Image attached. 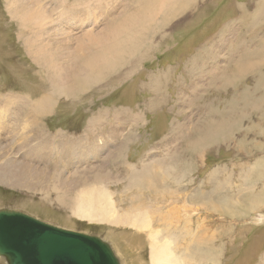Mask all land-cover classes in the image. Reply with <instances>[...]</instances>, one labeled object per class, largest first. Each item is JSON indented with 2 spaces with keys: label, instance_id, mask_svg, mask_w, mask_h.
<instances>
[{
  "label": "rangeland",
  "instance_id": "rangeland-1",
  "mask_svg": "<svg viewBox=\"0 0 264 264\" xmlns=\"http://www.w3.org/2000/svg\"><path fill=\"white\" fill-rule=\"evenodd\" d=\"M18 1L0 0V162L7 153L14 155L23 136L26 164L37 165L46 177L29 172L31 190L0 183V210L20 211L59 228L97 236L120 264H153L149 229L75 214L78 192L102 190L112 201L110 209L119 213L115 216H148L162 242L165 236L179 237L184 227L199 238L207 237L204 232L212 234V258L203 253L186 264H264V174L258 172L264 165V47L248 59L247 72L235 69L232 61L250 40L248 14H258L264 0H38L50 12L42 11L44 24L39 27L31 18L27 21V7ZM115 6L117 20L98 19L101 25L110 24L104 38L81 49L77 40L94 24L96 11L114 14ZM140 6L143 11L135 14ZM89 8L90 13L72 16ZM57 24L71 35L55 31ZM250 41L252 51L257 39L253 45ZM103 43L114 50L117 62L108 59L104 64L103 54L96 56ZM68 54L77 60H67ZM94 57L105 62H89ZM68 62L85 76L70 74L75 79L68 80V87L54 84L48 77ZM216 68L231 75L229 81L210 85ZM43 97L52 103L49 110L37 113L35 102ZM1 112L12 119L2 123ZM207 120L214 125L233 120L235 130L226 131L224 141L190 147L197 132L187 126ZM66 147L70 157L57 156ZM147 166L157 190L148 189L144 180ZM104 170L108 181L101 174ZM71 177L75 181H69ZM70 182L75 184L70 187ZM217 202L221 207L228 203L227 209L231 205L229 213L217 208ZM189 237L170 245L182 264ZM0 264H6L2 258Z\"/></svg>",
  "mask_w": 264,
  "mask_h": 264
},
{
  "label": "bare ground",
  "instance_id": "bare-ground-1",
  "mask_svg": "<svg viewBox=\"0 0 264 264\" xmlns=\"http://www.w3.org/2000/svg\"><path fill=\"white\" fill-rule=\"evenodd\" d=\"M38 0H19L18 2L21 4V6H23V7H27L26 9H27V12H26V15H25V17H26V19H27V21L28 20H30V18H31V22L35 25V26H41L42 24H44L43 22H44V15H43V12L42 11H44L47 15H49V10H48V8L46 7V3L45 4H43L44 2H42V3H36ZM40 1H42V0H40ZM142 2H149V0H144V1H142ZM37 4H39V5H41V6H36L37 8L36 9H34L33 7L35 6V5H37ZM90 4V3H89ZM264 2L260 5V7H258V14H255V15H253V16H251V15H249L248 14V16H247V19H248V24H249V26L251 27L250 29H249V32H248V36L250 37V42H251V45H253L252 43L254 42V39H257V41L255 42V44H256V46H255V48L254 49H251L252 51H250L249 50V48L247 47V42H249V41H247L246 42V47H245V49L242 51V52H238L236 55H235V57H234V60H232L233 62H234V67H235V69H237V70H239V71H242V72H245L246 71V69L247 68H245L244 66H246V63H247V61H248V59L251 57V58H253L255 55H257V54H259V52H261L262 50H263V47H264V45H263V36L262 35H260V31H261V28H262V21H263V14H262V11L264 10ZM89 7V6H88ZM87 8V7H86ZM116 8H118V6L116 7L115 6V13L113 14H105V10H97L96 11V14H94V15H96V20L94 21V24L92 23L91 24V27L89 28V29H87V30H83V36L80 38V40H77V43L80 45V48L81 49H83V45L84 44H89V45H96L99 41H100V39L101 38H104V34L106 33V32H108V30L110 29V24L109 25H107L106 23H104L103 25H101V21L100 20H98L100 17H101V19H103L104 21H106L107 22V19H108V16L110 17V20L113 22V21H115V20H117L118 19V17H119V10L118 9H116ZM143 7L142 6H140V8H139V10H137L136 11V13L135 14H140L142 11H143ZM29 10V11H28ZM91 9L89 8L88 10L86 9L84 12H82V13H79V14H77V15H72V16H79L80 14H82V15H84L86 12H88V11H90ZM100 11H102V12H100ZM264 12V11H263ZM37 14V17H36V19H32V17L35 15L36 16V14ZM88 13H90V12H88ZM246 14V13H245ZM28 15V16H27ZM81 15V16H82ZM102 15H105V17L103 18L102 17ZM249 16H251V18H249ZM28 17V18H27ZM75 17H73V18H75ZM242 17V16H241ZM246 16L244 15V18H245ZM70 17H68V19H69ZM243 19V18H242ZM246 19V18H245ZM45 20H47V18H45ZM70 20V19H69ZM56 21V20H55ZM58 22V21H57ZM59 22H61V21H59ZM243 22V21H242ZM241 22V23H242ZM247 22V21H246ZM247 24V23H246ZM62 25L63 24H57V26H56V28L54 29L55 31H61V33H69V31L70 30H66L65 32L61 29V27H62ZM83 25H84V23H80L79 24V26L82 28L83 27ZM241 25V24H240ZM243 26V25H242ZM245 26V25H244ZM246 30V29H245ZM233 31V30H232ZM73 33V32H72ZM244 33H245V31H244ZM70 34V33H69ZM232 34V33H231ZM42 35V34H41ZM62 35V34H61ZM60 35V36H61ZM71 35V34H70ZM59 36V35H58ZM59 36V37H60ZM237 36V35H236ZM237 40V39H236ZM235 43V42H234ZM239 44V43H238ZM249 44V43H248ZM236 45V44H235ZM37 46V45H36ZM107 46V43H103V44H101V46H99V49H98V51L99 52H97L96 53V56H98V55H100V54H103V57L105 58V59H107L106 60V62H105V60L104 61H102V59L100 58V57H96L97 59H99L98 61V63H100L101 61L102 62H105L104 64H106L107 62H109V60L108 59H111V62L113 61V62H117V57H116V54H114L115 52H114V50L111 48V47H106ZM222 46V45H221ZM234 47V46H233ZM239 47V46H238ZM46 48V46L45 45H43L42 46V49H45ZM69 52H70V50L72 49L71 47H67L66 48ZM111 50V52H110V54H109V56H108V54H107V52H108V50ZM90 51H91V49H90ZM68 52V53H69ZM92 53V52H91ZM234 53V52H233ZM262 53V52H261ZM91 55V54H90ZM244 55V56H243ZM260 55V54H259ZM263 55V54H262ZM59 57H58V59L60 60V59H62V57L60 56V55H58ZM71 56V57H70ZM101 56V55H100ZM258 56V55H257ZM65 57L67 58V60H68V58H69V61H72V58L74 57V59L76 58V60H77V57L76 56H74V55H71V54H68V55H65ZM95 57H94V59L93 58H90V61L89 62H94V61H96L97 59H96ZM103 58V59H104ZM250 58V59H251ZM255 58V57H254ZM260 57H258L257 59H259ZM264 58V57H263ZM73 59V60H74ZM55 60H57V57L55 56ZM75 60V61H76ZM93 60V61H92ZM255 60V59H254ZM251 61H253V59L251 60ZM264 61V60H263ZM262 61V62H263ZM66 63V62H65ZM260 63V62H259ZM70 64V65H69ZM100 64H102V63H100ZM72 64H71V62H68V64H67V66H65V65H62L61 66V68H60V70L57 72V71H55V72H53V75H50V77H48L49 79H51L52 80V82H54V84H57L58 86H61V87H63V86H66V85H68L69 83H70V81H71V78H73V76L71 77V75L70 74H75L76 75V73L78 74V75H81L82 76V74L84 75V73L82 72V74H79V70L77 71V69H79V67L77 66V65H73V66H71ZM98 65V64H97ZM252 65V64H251ZM250 65V66H251ZM92 66V65H91ZM91 66H88L89 68H90V72L92 73V75H93V68L91 67ZM253 67H254V64H253ZM87 68V67H86ZM225 68V67H224ZM96 69H97V67H96ZM216 70L218 71V69L216 68V69H213V71H212V74H213V77L212 76H210L209 78V83H211V82H213V83H211L210 85H216V84H218L219 82H220V80H223L224 82H227V80L229 81V79H230V76H229V74H224V71L223 72H221V70H220V72L219 73H217L216 72ZM77 71V72H76ZM247 72V71H246ZM253 72V71H252ZM204 73V72H203ZM211 74V75H212ZM89 75V74H88ZM85 76V75H84ZM229 76V77H228ZM91 78V77H90ZM70 79V81H68ZM73 79H75V78H73ZM205 81H206V79H205ZM51 82V81H50ZM69 82V83H68ZM73 82V81H72ZM76 82V81H75ZM89 82V81H88ZM160 83V82H159ZM201 83V82H200ZM53 84V83H52ZM161 84V83H160ZM159 84V85H160ZM197 84H198V81H197ZM196 84V85H197ZM71 85V84H70ZM74 85V84H73ZM161 85H163V84H161ZM217 86V85H216ZM57 87V86H56ZM66 87H68V86H66ZM154 87V86H153ZM160 87V86H159ZM66 89H68V88H66ZM251 91V90H250ZM259 91H261L260 89H259ZM68 92V91H67ZM253 92V91H252ZM262 92V91H261ZM255 93V92H254ZM250 95H252V94H250ZM255 95V94H254ZM246 100H247V98H246ZM261 99H259V101H260ZM45 101H48L49 102V100H45ZM44 101V102H45ZM191 101V100H190ZM263 101H264V99H263ZM263 101H260V103H262ZM258 103V102H257ZM7 104V103H6ZM48 104V103H47ZM254 104V103H253ZM49 105V104H48ZM228 105V104H227ZM257 105V104H256ZM263 105V104H262ZM43 106H45V105H43ZM189 106H191V104H189ZM232 107V106H231ZM258 107V106H257ZM263 107V109H264V106H262ZM7 108V107H6ZM3 109H5V108H3ZM37 109H39V108H37ZM262 109V110H263ZM6 110V109H5ZM3 111V110H2ZM38 111V110H37ZM36 111V112H37ZM43 112V111H42ZM227 112V111H226ZM38 113V112H37ZM44 113V112H43ZM218 113V112H217ZM216 113V114H217ZM12 114V113H11ZM211 114V113H210ZM215 114V115H216ZM7 115H10V114H6L5 112L4 113H2L1 112V122L2 123H4L3 121L4 120H6V119H12V118H8V116ZM221 115V114H220ZM217 117H218V115H217ZM236 117V116H235ZM241 118V117H240ZM199 120V119H198ZM7 121V120H6ZM207 121H209V122H207V123H204V124H202V123H200V122H197V123H195V124H193V126L192 125H189V126H187V129H190V127H194V131H195V129H196V132H197V140L195 141V140H191L190 141V143H188L189 144V146L190 147H192V146H195V145H202V147L204 148L205 146H207V144L206 143H212V142H217V140L218 139H221V140H223L224 138H221L222 137V135L226 132V131H228V132H233L235 129H232V127L233 126H235V125H233L235 122H233V120H232V122L230 121L229 123H227V122H222V123H220V124H218V125H214V124H211L213 121H211V120H207ZM227 121V120H226ZM241 121V120H240ZM11 122V121H10ZM9 122V124H11ZM215 122V121H214ZM213 122V123H214ZM8 123V122H7ZM216 123V122H215ZM227 123V124H226ZM201 124H202V126H201ZM2 125V124H1ZM8 125V124H7ZM233 125V126H232ZM3 127V126H2ZM13 127H14V124H13ZM181 128V127H180ZM235 128V127H234ZM217 129H219V131L217 132L216 130ZM4 130V129H3ZM8 130V129H7ZM180 130V129H179ZM5 131V130H4ZM12 132V131H11ZM177 132V131H176ZM227 133V132H226ZM225 133V134H226ZM177 134V133H176ZM187 134V133H186ZM188 135V134H187ZM186 135V136H187ZM6 136H8V135H6ZM203 136V137H202ZM22 137V141H21V146L17 149V150H15V152H14V155L12 156V154H6V152H5V154L7 155V156H3V160L0 162V183L1 184H3L4 186H9V187H15V188H20V187H23L24 185L25 186H29L28 188L31 190V188L33 187L32 186V184L29 182V180L30 179H27V175H28V173L29 172H34L35 173V175H36V177L38 178V177H43V179H45V177H46V172H44V171H42L41 169H39L38 168V166L37 165H34V166H28L26 163H28L27 161H25L24 160V153L23 152H25V146H24V139H23V136H21ZM8 138V137H7ZM187 138V137H186ZM9 139V138H8ZM180 139H181V137H180ZM183 139V138H182ZM207 140H209L208 142H207ZM211 141V142H210ZM224 141V140H223ZM5 142H6V140H5ZM10 142V141H9ZM16 144V143H15ZM20 144V143H19ZM38 148H41L40 146L38 147ZM43 148V147H42ZM41 148V149H42ZM7 149V148H6ZM39 150V149H38ZM201 150H202V148H201ZM20 151L22 152V154H23V156L22 155H20L19 157L17 156L19 153H20ZM108 151V150H107ZM116 151V150H115ZM122 151V150H121ZM8 152H9V149H8ZM33 152H34V150H33ZM2 154V153H1ZM21 154V153H20ZM26 154V153H25ZM28 156L29 157H31V154L32 153H30L29 151H28ZM200 155V154H199ZM113 157V158H115V156H113V155H109V158L110 157ZM200 157V156H199ZM108 162V161H107ZM35 163V162H34ZM264 164V163H263ZM106 165H107V163H106ZM149 166V165H148ZM147 166V173L149 174V170H148V168L150 167H148ZM164 166V165H163ZM165 168V167H164ZM264 169V165H263V168H261L260 170H263ZM260 170H258V172L260 171ZM100 171V170H99ZM160 171H161V169H160ZM159 171V172H160ZM257 172V173H258ZM263 172H264V170H263ZM101 174L102 175H104L105 176V170H104V172H101ZM136 174V173H135ZM140 175V174H139ZM144 175V174H143ZM150 175V174H149ZM149 175L146 177L145 175H144V178L146 177V179H144V180H148V181H146V183L148 184L147 185V187H148V189H150V187L151 186H153V188H155L156 187V189L155 190H157L158 188H157V186H156V183H158V182H156L155 181V179H154V174L153 173H151V175H150V178H149ZM159 175V174H158ZM247 176V175H246ZM49 177H50V175L46 178V180L47 179H49ZM156 177H158L157 175H156ZM74 177H71V178H68V180L69 181H73L74 179H73ZM139 178V179H138ZM137 178V181H139L140 180V176ZM142 178V177H141ZM178 178H180V177H178ZM104 179L105 180H109V178H107V175L104 177ZM160 179V178H159ZM174 179V178H173ZM181 179V178H180ZM132 180H134V179H132ZM143 180V181H144ZM151 180V181H150ZM75 181V180H74ZM95 181H98V180H95ZM178 181V180H177ZM180 181H182V180H180ZM141 182V181H140ZM166 184V181L165 180H162V184ZM178 183V182H177ZM68 183H65V185H67ZM73 184H75L74 182H70L69 183V186L71 187ZM138 184H139V182H138ZM141 185V184H140ZM159 185V184H158ZM99 186V185H98ZM161 187V186H160ZM34 188V187H33ZM97 188V187H96ZM103 188V187H102ZM167 188V187H166ZM62 189H64L66 192H69V190H66L65 188H62ZM74 189H76V187H74ZM73 189V190H74ZM98 190L100 189V187L99 188H97ZM96 189V190H97ZM144 189V188H143ZM152 189V188H151ZM92 190H94V188L92 187ZM99 191H102V190H99ZM99 191H91V189L89 190V189H86V190H82V191H80V192H78V196L80 197V199L78 200V202H77V210H76V215H78V214H80V215H82L83 217H86V218H88V219H90V220H94V221H107L106 219H108V220H110V221H112L113 223H118V222H125V223H127L128 225H130V226H132V227H135V228H137V229H139V230H144V229H149V231H150V233H149V236H150V239H151V257H152V259H153V264H182V261H181V256L179 257V258H176V254H174L173 253V250H172V247H170V245L171 244H175L176 243V241L178 240V239H181V241L182 240H185V239H187L188 237H189V234L191 235L190 237H189V241H188V243L186 244V247H185V251H183V252H185L184 254V256H185V258H184V263L183 264H186L187 263V261L189 260V262L190 261H195V257L197 258V256L198 255H200V254H203V253H205L206 254V256H207V258H212L211 256H213V254H212V234H210V237H208V235H206V233L204 232L202 235H205V236H207V237H201V238H199L200 236H198V234L197 235H195L194 233H191V231H190V233H189V230H187L185 227H184V231H182V229H179V231L181 232L180 233V236L179 237H177L176 235H174V236H165V239L166 240H164L163 242L161 241V238H160V240H158V238H159V234H156V233H153L152 232V229H151V223L149 222V219H147V217L148 216H145V215H142V216H140L139 214H136V215H133V214H129L128 215V217H123V218H121V217H117V216H115L116 214L118 215L119 213H117L116 212V214H114L113 213V211H112V209H110V207H109V203L111 202L112 203V201L110 200V202H108V198L106 197V194L104 193L105 191H103V193H101V192H99ZM159 191V190H158ZM223 191V190H222ZM197 196H200V195H197ZM111 197V196H110ZM193 197V196H192ZM218 197V196H217ZM227 198H229V197H227ZM238 198V197H237ZM193 199V198H192ZM198 199V198H197ZM216 199V198H215ZM219 200V199H218ZM222 200L224 201V198H222ZM222 200H220L219 202H220V204L221 203H223V202H221ZM226 200V199H225ZM203 201V200H202ZM228 201V200H227ZM208 202H210L211 203V201H208ZM208 202H206L207 204H208ZM225 202V201H224ZM230 202V201H229ZM205 203V204H206ZM209 203V205L210 206H212L211 204ZM213 203V202H212ZM218 203V202H217ZM231 203V202H230ZM229 203V204H230ZM219 203L217 204V208H219L218 207V205H220ZM228 203H225L224 204V206H222L221 207V205H223V204H221L220 205V208L222 209V208H224V213L226 212H228L229 213V208H230V206H228L229 208L227 209V205ZM232 204V203H231ZM253 206H256L255 205V203L254 202H252L251 203ZM214 205V204H213ZM233 205V204H232ZM213 207V206H212ZM212 207H211V209H212ZM214 207H216V206H214ZM219 208V209H220ZM138 209V208H137ZM234 209V208H233ZM232 209V210H233ZM16 211V210H15ZM219 211V210H218ZM221 211V210H220ZM234 211V210H233ZM20 212V211H19ZM136 213H137V211H136ZM223 213V214H224ZM145 214V213H144ZM160 214V213H159ZM231 214V213H230ZM229 214V215H230ZM151 216V215H150ZM163 216V215H162ZM234 216V215H233ZM171 217H169V219H170ZM163 219H164V217H163ZM44 222V221H43ZM46 223V222H45ZM148 224H150L149 226H148ZM51 225V224H50ZM165 230V229H164ZM170 230V229H169ZM168 230V231H169ZM176 231H177V229H176ZM175 231V232H176ZM171 232V231H170ZM174 232V231H173ZM166 234H168V233H166ZM209 244V245H208ZM185 246V245H184ZM175 247V246H174ZM178 247V246H177ZM184 248V247H183ZM175 249V248H174ZM181 249V248H180ZM178 250V249H177ZM182 250V249H181ZM175 251V250H174ZM204 254V255H205ZM208 254L209 255H211V256H208ZM182 255V254H181ZM179 256V255H178ZM200 256H202V255H200ZM203 257H205V256H203ZM1 258V257H0ZM206 258V257H205ZM3 259V258H2ZM183 259V258H182ZM200 259V258H199ZM4 260V259H3ZM201 260V259H200ZM5 261V260H4ZM6 263V262H5ZM195 263V262H194ZM197 263V262H196Z\"/></svg>",
  "mask_w": 264,
  "mask_h": 264
},
{
  "label": "water",
  "instance_id": "water-1",
  "mask_svg": "<svg viewBox=\"0 0 264 264\" xmlns=\"http://www.w3.org/2000/svg\"><path fill=\"white\" fill-rule=\"evenodd\" d=\"M0 257L6 264H120L101 238L11 209L0 210Z\"/></svg>",
  "mask_w": 264,
  "mask_h": 264
},
{
  "label": "crops",
  "instance_id": "crops-1",
  "mask_svg": "<svg viewBox=\"0 0 264 264\" xmlns=\"http://www.w3.org/2000/svg\"><path fill=\"white\" fill-rule=\"evenodd\" d=\"M249 39H247L246 40V42L248 41ZM49 98H45V97H43V98H41V99H39V100H37L36 102H35V107H36V111L38 110V111H45L46 112V110H49V106L51 105V103H52V100H50L49 102L48 101H45V100H48ZM42 101V103L41 104H43V105H45V106H42L43 107V109L41 108V107H39V103ZM45 101V102H44ZM49 105H48V104ZM53 106V105H52ZM37 108H39V109H37ZM134 121V120H133ZM70 148H68V147H66V148H64L62 151H59L58 152V154H57V156H59L60 158H67V157H70L69 155H70ZM57 158L56 160H58V159H60V158ZM261 162H264V161H261ZM264 170V169H263ZM261 171V170H260ZM263 174H264V172H263Z\"/></svg>",
  "mask_w": 264,
  "mask_h": 264
}]
</instances>
